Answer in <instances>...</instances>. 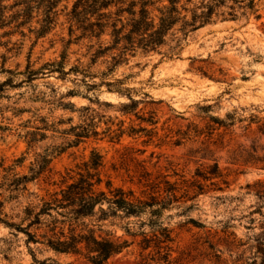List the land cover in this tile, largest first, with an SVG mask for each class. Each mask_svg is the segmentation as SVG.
Wrapping results in <instances>:
<instances>
[{"label": "rangeland", "instance_id": "rangeland-1", "mask_svg": "<svg viewBox=\"0 0 264 264\" xmlns=\"http://www.w3.org/2000/svg\"><path fill=\"white\" fill-rule=\"evenodd\" d=\"M74 1L0 0V264H89L51 250L44 226L30 222L38 199L94 153L103 190L109 178L139 193L145 170L151 180L161 172L203 187L191 208L165 209L156 220L174 232L167 263L141 248L148 214L81 219L131 242L107 264H264V0L235 19L223 17L228 0L173 55L170 40L115 67L109 54L92 58L109 36H81Z\"/></svg>", "mask_w": 264, "mask_h": 264}, {"label": "trees", "instance_id": "trees-1", "mask_svg": "<svg viewBox=\"0 0 264 264\" xmlns=\"http://www.w3.org/2000/svg\"><path fill=\"white\" fill-rule=\"evenodd\" d=\"M227 1L75 0L71 13L81 36L97 39L105 33L109 36L108 41L99 42L92 58L109 54L115 67L138 52H156L170 40L175 42L169 51L173 55L187 34L209 23ZM231 1L233 4L228 6L229 11L225 15L224 12L220 13L223 17L235 19L237 9L244 10L246 14L258 11L254 0ZM259 17L256 14V18ZM134 103L131 100L129 104H122L123 111L128 112ZM210 118L216 123L221 122L214 116ZM102 165V156L97 153L91 154L90 159L80 166L77 165L76 177L69 176V181H63L57 189L38 199V210L33 213L30 224L44 226L45 232L41 236L51 250L80 256L89 264H107L109 258L121 253L131 242L121 237L97 234L94 226L81 219L93 217L97 211L100 213L98 221L109 217L139 218L146 213L149 217L141 224L148 226L149 231H141V248L150 249L147 258L149 256L150 259L169 262L175 242L174 232L167 226L158 225L156 220L165 209L191 208L192 204H185L200 193L202 184H187L185 180L171 181L167 174L161 172L156 176L160 177L158 181L151 180V172L145 170L141 174L145 181L144 188L139 193L131 188L112 186L109 178L105 181L106 190H103L99 187L103 180L98 170ZM213 166V176L221 177L217 163ZM70 172L73 170H67L66 175ZM199 175L208 179L203 173ZM23 179L28 182L32 178L24 175ZM27 214L32 215L30 212ZM126 233L132 237L137 236L129 228ZM230 238V234H225L223 241L227 250L231 249ZM208 248L216 252L214 257L221 253L216 244L209 240Z\"/></svg>", "mask_w": 264, "mask_h": 264}]
</instances>
